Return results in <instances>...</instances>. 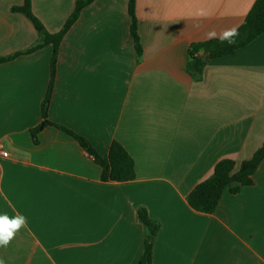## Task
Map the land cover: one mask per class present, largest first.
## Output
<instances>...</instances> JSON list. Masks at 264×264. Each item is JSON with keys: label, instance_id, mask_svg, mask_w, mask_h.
I'll return each instance as SVG.
<instances>
[{"label": "crops", "instance_id": "obj_1", "mask_svg": "<svg viewBox=\"0 0 264 264\" xmlns=\"http://www.w3.org/2000/svg\"><path fill=\"white\" fill-rule=\"evenodd\" d=\"M78 0H31L51 34ZM257 0H136L143 55L131 34L129 0H95L61 43L49 119L86 138L105 159L114 141L135 162L132 182H103L102 168L70 134L42 123L52 45L0 65V214L27 218L5 264H138L159 222L153 264H264V161L254 185L225 190L214 214L189 194L219 162L238 171L264 145V35L212 61L203 79L187 71L194 43L241 27ZM26 0H0V56L27 50L39 34Z\"/></svg>", "mask_w": 264, "mask_h": 264}, {"label": "trees", "instance_id": "obj_2", "mask_svg": "<svg viewBox=\"0 0 264 264\" xmlns=\"http://www.w3.org/2000/svg\"><path fill=\"white\" fill-rule=\"evenodd\" d=\"M95 0H78L74 12L66 22L63 29L51 34L43 23L34 15L31 0H26L23 7L13 8V12L23 14L29 19L39 34V42L33 47L17 52L9 56H0V65L9 63L21 56L31 55L46 46L54 47V55L51 63L52 77L46 100L43 105L42 123L32 130V137L38 143L39 134L47 127L53 126L73 136L81 146L94 158L102 168L101 179L103 182H132L136 179L135 162L126 149L117 141L110 147L107 158H101L91 143L84 137L76 134L66 127L54 124L49 119V105L51 103L54 86L57 77V62L62 41L79 19L82 11ZM129 14L131 17V34L135 41L138 57L143 55L141 38L139 35V22L136 15V0H129ZM232 37L233 43L221 38L211 39L205 42L194 43L189 48V62L187 71L195 81L203 79L205 68L214 60L236 54L242 48L252 44L257 38L264 35V0H257L247 15L243 25L235 30ZM264 161V145L253 158L244 161L238 171H235L236 163L231 159L222 160L215 167L214 173L205 181L195 187L187 200L191 208L204 214H214L221 202L222 196L228 188L232 194H238L244 187L254 185L253 176ZM139 220L147 230L143 253L138 264H153V253L156 238L161 229L159 222L153 221L146 209L139 211Z\"/></svg>", "mask_w": 264, "mask_h": 264}, {"label": "clouds", "instance_id": "obj_3", "mask_svg": "<svg viewBox=\"0 0 264 264\" xmlns=\"http://www.w3.org/2000/svg\"><path fill=\"white\" fill-rule=\"evenodd\" d=\"M235 35V30L225 31L221 40L233 43L232 37ZM25 227H27V218L24 215L9 216L7 213L0 214V247H7L15 235ZM0 264H5L2 258H0Z\"/></svg>", "mask_w": 264, "mask_h": 264}, {"label": "built area", "instance_id": "obj_4", "mask_svg": "<svg viewBox=\"0 0 264 264\" xmlns=\"http://www.w3.org/2000/svg\"><path fill=\"white\" fill-rule=\"evenodd\" d=\"M0 156L7 158L9 157V153H7L4 149V146L2 143H0Z\"/></svg>", "mask_w": 264, "mask_h": 264}]
</instances>
